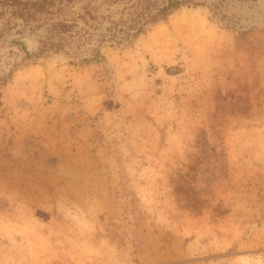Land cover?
<instances>
[{"label": "rangeland", "instance_id": "374dc122", "mask_svg": "<svg viewBox=\"0 0 264 264\" xmlns=\"http://www.w3.org/2000/svg\"><path fill=\"white\" fill-rule=\"evenodd\" d=\"M0 264H264V0H0Z\"/></svg>", "mask_w": 264, "mask_h": 264}, {"label": "trees", "instance_id": "16d2710c", "mask_svg": "<svg viewBox=\"0 0 264 264\" xmlns=\"http://www.w3.org/2000/svg\"><path fill=\"white\" fill-rule=\"evenodd\" d=\"M167 7H168V5L167 6H164V7H162L159 11H165L166 9H167Z\"/></svg>", "mask_w": 264, "mask_h": 264}]
</instances>
